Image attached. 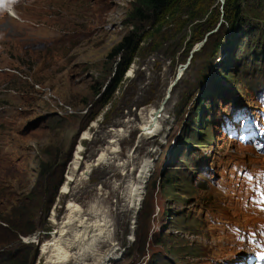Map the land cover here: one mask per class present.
Masks as SVG:
<instances>
[{"label":"rangeland","instance_id":"374dc122","mask_svg":"<svg viewBox=\"0 0 264 264\" xmlns=\"http://www.w3.org/2000/svg\"><path fill=\"white\" fill-rule=\"evenodd\" d=\"M239 2L237 21L209 0L156 23L141 0L0 3V223L34 229L19 236L34 264L75 210L111 226L106 264L264 257V0ZM132 31L143 41L106 102L108 55ZM161 104L147 132L142 112ZM118 130L125 170L95 167ZM76 152L86 187L74 194Z\"/></svg>","mask_w":264,"mask_h":264},{"label":"bare ground","instance_id":"6f19581e","mask_svg":"<svg viewBox=\"0 0 264 264\" xmlns=\"http://www.w3.org/2000/svg\"><path fill=\"white\" fill-rule=\"evenodd\" d=\"M13 13L17 17V13ZM181 71L182 69L180 73ZM163 107L164 105L161 104L142 112V120L147 132H151L158 126L162 122V119L165 120L166 107ZM112 134L113 141H110V147L98 157L95 167L103 166L108 168L115 162L116 169L125 170L124 164L120 165L121 162L114 155V149L121 139L120 130L116 134ZM80 160V153L76 152L67 174L68 184H74L72 190L74 194L86 187L85 177L79 173ZM131 187L132 183L124 189L127 190ZM139 199L138 191H133L131 202H136ZM93 214L94 212L92 213L91 211L81 214L78 210H75L68 211L64 215L61 221L58 222L57 227L55 226V233L50 241L48 251L46 252V248L43 247V253L46 255L45 264H106L108 261H111L112 251L115 250L112 246L113 243H111V226H109L106 219H100L97 215ZM103 250H111V252L105 253L98 261H95Z\"/></svg>","mask_w":264,"mask_h":264},{"label":"trees","instance_id":"16d2710c","mask_svg":"<svg viewBox=\"0 0 264 264\" xmlns=\"http://www.w3.org/2000/svg\"><path fill=\"white\" fill-rule=\"evenodd\" d=\"M142 3L148 7L150 13L146 16L142 9L141 15L145 16L147 21L160 22L162 15H164L171 7L178 4L190 3L195 8L200 7L209 0H141ZM225 18L237 21L242 16L243 8L239 0H225ZM216 21V20H215ZM143 37L138 32L132 31L123 36L122 40L111 50L108 57L111 59L119 57L116 62L115 74L112 80L106 87V99L108 102L115 93L117 87L122 81L125 72L133 62L137 55L140 42ZM6 221L0 214V222ZM8 221V220H7ZM8 227L2 226L0 223V264H34L35 253L30 254V246L28 243L20 240V235H26L34 231V229H27L21 224L10 223ZM16 244H18L16 246ZM27 250V252H26Z\"/></svg>","mask_w":264,"mask_h":264},{"label":"clouds","instance_id":"9594fccd","mask_svg":"<svg viewBox=\"0 0 264 264\" xmlns=\"http://www.w3.org/2000/svg\"><path fill=\"white\" fill-rule=\"evenodd\" d=\"M4 2V0H0V3H3Z\"/></svg>","mask_w":264,"mask_h":264},{"label":"water","instance_id":"95a60500","mask_svg":"<svg viewBox=\"0 0 264 264\" xmlns=\"http://www.w3.org/2000/svg\"><path fill=\"white\" fill-rule=\"evenodd\" d=\"M224 1V0H223ZM167 98V97H166Z\"/></svg>","mask_w":264,"mask_h":264}]
</instances>
